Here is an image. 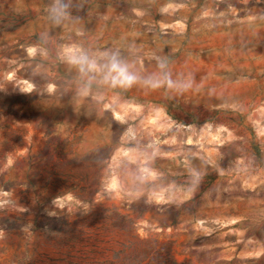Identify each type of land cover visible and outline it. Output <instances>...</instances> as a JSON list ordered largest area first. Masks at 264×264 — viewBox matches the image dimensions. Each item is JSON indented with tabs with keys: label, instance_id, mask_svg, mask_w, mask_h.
Listing matches in <instances>:
<instances>
[{
	"label": "rangeland",
	"instance_id": "obj_1",
	"mask_svg": "<svg viewBox=\"0 0 264 264\" xmlns=\"http://www.w3.org/2000/svg\"><path fill=\"white\" fill-rule=\"evenodd\" d=\"M49 3L0 0V264H264V0Z\"/></svg>",
	"mask_w": 264,
	"mask_h": 264
},
{
	"label": "clouds",
	"instance_id": "obj_2",
	"mask_svg": "<svg viewBox=\"0 0 264 264\" xmlns=\"http://www.w3.org/2000/svg\"><path fill=\"white\" fill-rule=\"evenodd\" d=\"M71 6V0H50L47 15L51 24L60 26L66 19L70 18ZM102 58L106 62L102 65L98 64L96 57L83 49H74L62 57L66 63L76 66L81 74L103 72L105 81L110 82L112 86L131 87L133 84L142 83L152 89L166 86L169 89L179 91L191 87L190 82L184 83L172 79L171 73L168 71L167 61L163 58H157L158 73L146 77H142L136 71L131 70L119 51L103 53Z\"/></svg>",
	"mask_w": 264,
	"mask_h": 264
},
{
	"label": "crops",
	"instance_id": "obj_3",
	"mask_svg": "<svg viewBox=\"0 0 264 264\" xmlns=\"http://www.w3.org/2000/svg\"><path fill=\"white\" fill-rule=\"evenodd\" d=\"M170 139H171V138H170V137H168L166 140H162V143H164L165 141H166V143H167V142H169V141H170Z\"/></svg>",
	"mask_w": 264,
	"mask_h": 264
}]
</instances>
